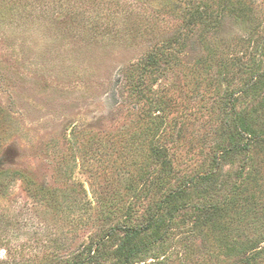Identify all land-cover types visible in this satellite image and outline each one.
Instances as JSON below:
<instances>
[{
	"label": "rangeland",
	"instance_id": "obj_1",
	"mask_svg": "<svg viewBox=\"0 0 264 264\" xmlns=\"http://www.w3.org/2000/svg\"><path fill=\"white\" fill-rule=\"evenodd\" d=\"M195 1L0 0V168L7 172L0 174V264H76L123 221L130 198L112 196L139 160L127 142L145 126L148 106L131 91L128 69L153 50L175 46L178 35H188L181 62L153 89L178 104L169 119L182 121L183 131L165 134L177 168H208L219 140V119L210 114L216 66L209 77L190 67L217 49L227 65L237 60L239 74L242 67L264 69V0H243L255 11L250 17L227 14L219 28L191 33L182 21ZM205 1L216 8L217 0ZM252 152L239 201L225 219L239 237L264 227V145ZM233 161L223 173H235L240 157ZM147 195L153 196L145 194L144 202ZM112 198L118 201L102 208L100 201ZM187 232H177L166 255L149 256L146 264L233 262L219 255L216 234ZM102 254L90 264H108V250Z\"/></svg>",
	"mask_w": 264,
	"mask_h": 264
},
{
	"label": "trees",
	"instance_id": "obj_2",
	"mask_svg": "<svg viewBox=\"0 0 264 264\" xmlns=\"http://www.w3.org/2000/svg\"><path fill=\"white\" fill-rule=\"evenodd\" d=\"M212 4L205 0L190 2L182 21L185 29L191 33L197 27L217 29L227 14L247 18L255 12L243 0H217L216 8ZM185 39L188 35H178L175 46L166 44L153 50L128 69L131 91L148 105L142 108L141 120L145 126L127 142L139 160L133 169L128 167L126 185L115 190L112 196L119 199L118 196L126 197L127 194L130 200L123 221L108 227L76 264L99 260L105 250L110 255L105 258L108 264H146L149 256L158 259L160 255H166L167 242L183 230H187L190 237L216 234L214 240L219 255L233 260L231 264H259L264 253V227L257 226L239 237L237 227L225 219L239 201L241 184L248 175L246 172L251 171L252 151L264 145V69L258 70L252 65L247 70L242 67L239 74L237 60L232 66L227 65L217 54V49L190 67V72L197 77L203 76L204 70L209 77L216 66L211 76L215 83V102L211 103L210 114L214 122L219 119V128L214 130L215 139L219 140L212 149L205 171L182 173L175 164L173 146L166 144L165 137L169 134L174 138L175 132L183 131L177 126L182 121L169 119L178 104L173 98H165L167 95H158L153 85L173 64L181 62L179 54L183 53L182 41ZM237 77L240 82L235 84ZM146 90L150 94H146ZM217 109L222 111L218 117ZM238 156L240 164L235 173H223L224 164H234L233 158ZM0 174L7 172L0 168ZM145 194L153 196L147 195L144 202ZM114 198L102 199V208L118 201ZM139 208L144 213H136L134 218L132 214Z\"/></svg>",
	"mask_w": 264,
	"mask_h": 264
}]
</instances>
